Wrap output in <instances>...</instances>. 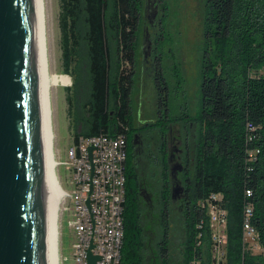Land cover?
Listing matches in <instances>:
<instances>
[{"label":"trees","instance_id":"1","mask_svg":"<svg viewBox=\"0 0 264 264\" xmlns=\"http://www.w3.org/2000/svg\"><path fill=\"white\" fill-rule=\"evenodd\" d=\"M58 2L64 74L77 77L83 72L88 86L84 132L73 137L123 135L126 139L120 264H169L170 224L178 218L169 202L166 170L161 174L155 168L159 179L164 176L157 185L163 194L160 205L146 215L138 193L142 176L135 154L127 147L132 141L131 103L143 0ZM205 3L201 130L190 171V204L181 219V264H213L211 205L224 211L219 217L226 220L228 243L218 264H264V0ZM80 88L75 80L74 90ZM68 101L71 107V96ZM246 208L251 209L259 253L243 249ZM152 236L156 242L150 249Z\"/></svg>","mask_w":264,"mask_h":264},{"label":"water","instance_id":"2","mask_svg":"<svg viewBox=\"0 0 264 264\" xmlns=\"http://www.w3.org/2000/svg\"><path fill=\"white\" fill-rule=\"evenodd\" d=\"M65 195L55 166L45 0H0V264H62Z\"/></svg>","mask_w":264,"mask_h":264},{"label":"rangeland","instance_id":"3","mask_svg":"<svg viewBox=\"0 0 264 264\" xmlns=\"http://www.w3.org/2000/svg\"><path fill=\"white\" fill-rule=\"evenodd\" d=\"M168 9L169 14V36L166 35L164 41L163 57L167 60V70L169 85L172 90L171 97L174 98L172 114L176 115L180 110L179 105H183L185 112L189 114L191 133L195 139L200 134L201 125L198 114L201 109V96L199 92L201 63L206 48V40L204 34L205 20L207 16V8L204 5L205 0H162ZM48 16L49 31V50L50 65L53 71L64 73L63 56L61 46V30L59 23V2L58 0H45ZM49 14V15H48ZM140 40V38H139ZM51 48V49H50ZM140 50V42L138 44V61L142 60ZM140 54V55H139ZM80 75V74H79ZM70 78V84L57 87L52 92L53 107V128H54V149L56 161L66 158V151L72 145L74 134L84 132L85 112L83 110L84 103L87 100L88 86L84 73ZM77 80L81 86L77 92L74 90V83ZM141 83V78L139 79ZM139 95V90L136 92ZM71 96V107L68 98ZM139 100V99H138ZM133 107V130L138 125L136 116L139 113V102L132 101ZM130 168V164L128 163ZM62 189L69 190L67 183V173L64 167H56ZM158 171V170H156ZM148 173V180L153 182L155 186L161 181L158 174ZM130 184V181H128ZM68 216L61 218L60 215V238H61V262L62 264H72L71 242L72 232L67 226ZM226 222V220H225ZM182 223L179 220L173 221V233L170 243L169 264H181L182 252L184 249ZM224 230V226L218 224V232ZM222 242V251L227 247V235ZM254 238V237H253ZM247 240L242 236L243 249L252 253H259L258 246L253 239Z\"/></svg>","mask_w":264,"mask_h":264},{"label":"flooded vegetation","instance_id":"4","mask_svg":"<svg viewBox=\"0 0 264 264\" xmlns=\"http://www.w3.org/2000/svg\"><path fill=\"white\" fill-rule=\"evenodd\" d=\"M167 10L162 0L142 2L138 40L142 60L139 63L137 58L134 66L135 82L132 94V101L139 102V113L136 116L138 125L134 130L131 129L132 141L127 147L135 154L142 176L138 193L142 204L148 209H145V214L154 212L160 205L163 194L161 187L152 185L146 174L155 173V168L162 174L165 169L172 213L181 220L190 204V171L199 142L188 127L191 121L183 105L178 106L180 111L176 115L172 114L174 98L171 97L167 60L163 57L164 41L166 35L170 34ZM137 89L139 95L136 94ZM197 117L199 118V114ZM163 177L160 175L162 180ZM173 221L172 218L169 250ZM155 240L156 237L152 236L150 249L153 248Z\"/></svg>","mask_w":264,"mask_h":264},{"label":"built area","instance_id":"5","mask_svg":"<svg viewBox=\"0 0 264 264\" xmlns=\"http://www.w3.org/2000/svg\"><path fill=\"white\" fill-rule=\"evenodd\" d=\"M125 161L126 139L123 135L73 137L66 158L57 161V167H64L67 173L69 190L63 189L68 195L63 199L61 218L68 216L67 226L73 236L72 264H120ZM249 194L247 191L246 195ZM211 198L218 200V196L211 195ZM208 214L210 239L214 243L213 264H218V257L223 255L222 242L226 238L224 230L218 232V224L225 229L226 222L219 217L224 211L218 212V206L211 205ZM250 215L251 209L246 208L243 236L247 240L254 237L256 244L257 232L250 225Z\"/></svg>","mask_w":264,"mask_h":264},{"label":"bare ground","instance_id":"6","mask_svg":"<svg viewBox=\"0 0 264 264\" xmlns=\"http://www.w3.org/2000/svg\"><path fill=\"white\" fill-rule=\"evenodd\" d=\"M45 8H46V3H45ZM46 19H47V31H48L47 10H46ZM48 44H49V31H48ZM49 56H50V50H49ZM50 73H51V95H52V92L55 88L66 86V85L70 84V78L64 73L62 74V73H58L56 71H53L51 68V65H50ZM53 131H54V128H53ZM54 139H55V134H54ZM54 153H55V149H54ZM55 166L57 167L56 156H55ZM60 258H61V256H60Z\"/></svg>","mask_w":264,"mask_h":264}]
</instances>
